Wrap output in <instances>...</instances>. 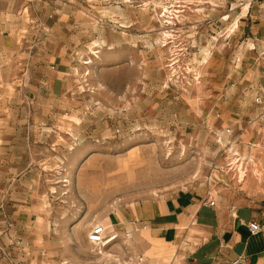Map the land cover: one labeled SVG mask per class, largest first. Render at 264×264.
<instances>
[{
	"label": "rangeland",
	"instance_id": "1",
	"mask_svg": "<svg viewBox=\"0 0 264 264\" xmlns=\"http://www.w3.org/2000/svg\"><path fill=\"white\" fill-rule=\"evenodd\" d=\"M6 9L16 28L0 34V264H149L118 214L187 193L264 197V120L236 122L232 107L244 64L264 71L263 0ZM234 152L252 161L232 165ZM97 224L119 236L90 243Z\"/></svg>",
	"mask_w": 264,
	"mask_h": 264
},
{
	"label": "crops",
	"instance_id": "2",
	"mask_svg": "<svg viewBox=\"0 0 264 264\" xmlns=\"http://www.w3.org/2000/svg\"><path fill=\"white\" fill-rule=\"evenodd\" d=\"M6 8L7 0H0V34L12 36L16 25ZM260 66L246 62L240 74L244 78L236 77L232 91L236 122L263 123L259 116L264 102L256 106L252 101L253 93L264 94ZM208 192L150 199L138 203L130 214H118L114 221L126 228L127 236L142 238L145 247L140 254L149 264H231L238 256H245L249 264H264V197L251 196V191L250 200L233 203L234 194L225 193L215 196L212 207L205 203ZM251 221L259 222L262 231L251 234Z\"/></svg>",
	"mask_w": 264,
	"mask_h": 264
},
{
	"label": "built area",
	"instance_id": "3",
	"mask_svg": "<svg viewBox=\"0 0 264 264\" xmlns=\"http://www.w3.org/2000/svg\"><path fill=\"white\" fill-rule=\"evenodd\" d=\"M264 2V0H263ZM264 96V94H263ZM263 96L259 95L256 96L255 98V102L257 104H263ZM259 118L264 119V112L262 114H260ZM228 133H231V129H227L226 130ZM261 133V132H259ZM255 146V144H254ZM235 157L232 159L234 160L232 162V165H235L238 162H241V160H249L252 161V159H247L245 157H242L241 154L239 152H234L233 154ZM243 163V162H242ZM249 164V162L247 161V165ZM249 170H248V166L243 169L241 171V180H240V175H239V182L245 180V178L247 177ZM205 203L209 206H215L216 205V197L211 193L208 192L206 199H205ZM249 230L251 232V234H257L259 232L262 231V225L259 222L256 221H251L248 224ZM117 234H108L107 233V227L102 225V224H97L95 225L92 230L89 232L88 234V241L92 244L95 245H106L107 243L111 242L112 240L117 238ZM231 264H249L248 259L245 256H238L237 258H235Z\"/></svg>",
	"mask_w": 264,
	"mask_h": 264
},
{
	"label": "bare ground",
	"instance_id": "4",
	"mask_svg": "<svg viewBox=\"0 0 264 264\" xmlns=\"http://www.w3.org/2000/svg\"><path fill=\"white\" fill-rule=\"evenodd\" d=\"M165 11H166V10H165ZM235 25H236V26H235V28H233V30L231 29V30H232V32H233V31H235V29L238 27V23L236 22V24H235ZM240 179H241V178H240Z\"/></svg>",
	"mask_w": 264,
	"mask_h": 264
}]
</instances>
